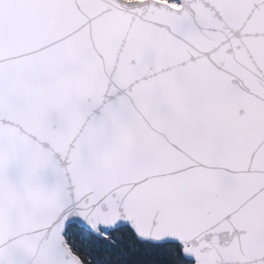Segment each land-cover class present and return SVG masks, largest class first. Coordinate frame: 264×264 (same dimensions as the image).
Instances as JSON below:
<instances>
[{"label":"snow or ice","instance_id":"snow-or-ice-1","mask_svg":"<svg viewBox=\"0 0 264 264\" xmlns=\"http://www.w3.org/2000/svg\"><path fill=\"white\" fill-rule=\"evenodd\" d=\"M0 264H264V0H0Z\"/></svg>","mask_w":264,"mask_h":264}]
</instances>
